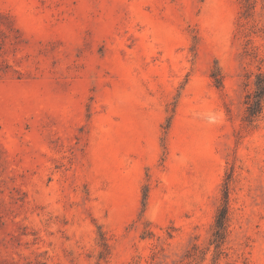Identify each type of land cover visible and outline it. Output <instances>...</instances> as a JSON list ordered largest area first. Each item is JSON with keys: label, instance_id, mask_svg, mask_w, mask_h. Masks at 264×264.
<instances>
[{"label": "rangeland", "instance_id": "rangeland-1", "mask_svg": "<svg viewBox=\"0 0 264 264\" xmlns=\"http://www.w3.org/2000/svg\"><path fill=\"white\" fill-rule=\"evenodd\" d=\"M259 73L264 0H0V264H264Z\"/></svg>", "mask_w": 264, "mask_h": 264}, {"label": "trees", "instance_id": "trees-1", "mask_svg": "<svg viewBox=\"0 0 264 264\" xmlns=\"http://www.w3.org/2000/svg\"><path fill=\"white\" fill-rule=\"evenodd\" d=\"M264 102V75L257 74L255 88L246 96V116L247 122H252L262 111ZM227 221V197L225 196L224 205L218 210L215 219V242H220L224 237ZM218 244V243H217Z\"/></svg>", "mask_w": 264, "mask_h": 264}]
</instances>
